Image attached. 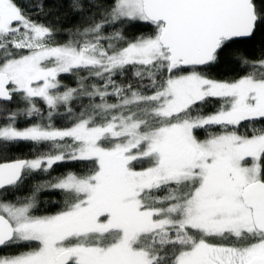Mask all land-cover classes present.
I'll list each match as a JSON object with an SVG mask.
<instances>
[{
    "label": "snow or ice",
    "instance_id": "obj_1",
    "mask_svg": "<svg viewBox=\"0 0 264 264\" xmlns=\"http://www.w3.org/2000/svg\"><path fill=\"white\" fill-rule=\"evenodd\" d=\"M258 35L264 0H0V264H264Z\"/></svg>",
    "mask_w": 264,
    "mask_h": 264
},
{
    "label": "trees",
    "instance_id": "obj_2",
    "mask_svg": "<svg viewBox=\"0 0 264 264\" xmlns=\"http://www.w3.org/2000/svg\"><path fill=\"white\" fill-rule=\"evenodd\" d=\"M18 2L21 3L22 6H24L27 9L28 3L30 2V0H18ZM49 6H52V5H49ZM33 15L35 18L34 12H33ZM40 18L44 19L45 23H48V22H51L53 24L57 23V14L55 12H53L47 18H43V17H40ZM59 23L64 24L67 27V26H71L72 24L78 23V20L73 19V18H65L63 16V14H61L59 16ZM147 30L148 29H146L144 27H137V28L133 29V31H132V33H130V35L138 34L139 32H143V31H147ZM262 39H264V38H261L258 35L257 37H255L252 40L242 41L236 46V50L243 51L244 54L248 55V56L259 55L260 49L262 47H264V43H262ZM230 56H231V50L228 53H225V56L222 57V59H221V63L213 71L212 75L214 76V78L226 79L229 77L230 74H232V71H233V68L235 67V65L231 62ZM64 79L66 80V82L71 83V81L68 77H64ZM28 152H29L28 146L22 145L17 152L13 153V155H26V154H28ZM69 167H71V165H69ZM63 170H64L63 166L60 168H57L56 172H54L53 175H56L58 172L63 171ZM33 182L34 181H29V183H33ZM45 199H47V197H45ZM51 199L58 200L59 197L53 196V197H51Z\"/></svg>",
    "mask_w": 264,
    "mask_h": 264
}]
</instances>
